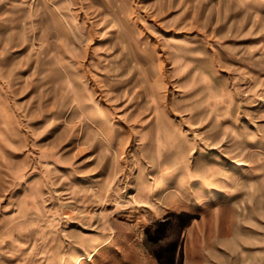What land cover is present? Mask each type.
<instances>
[{"label": "rangeland", "instance_id": "obj_1", "mask_svg": "<svg viewBox=\"0 0 264 264\" xmlns=\"http://www.w3.org/2000/svg\"><path fill=\"white\" fill-rule=\"evenodd\" d=\"M0 264H264V0H0Z\"/></svg>", "mask_w": 264, "mask_h": 264}]
</instances>
